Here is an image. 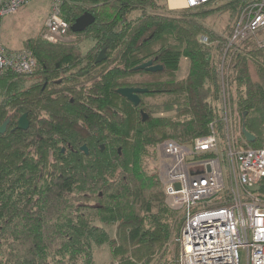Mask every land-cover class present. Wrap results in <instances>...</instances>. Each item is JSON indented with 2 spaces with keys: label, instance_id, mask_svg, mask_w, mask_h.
Masks as SVG:
<instances>
[{
  "label": "trees",
  "instance_id": "1",
  "mask_svg": "<svg viewBox=\"0 0 264 264\" xmlns=\"http://www.w3.org/2000/svg\"><path fill=\"white\" fill-rule=\"evenodd\" d=\"M156 1L65 0L68 34L94 43L89 63L82 64L77 43L38 37L24 42L36 59L33 79L0 78V126L9 119L0 134V264H92L94 247L103 244L107 264H161L170 246L177 255L183 217L166 205L159 177L143 163L163 141L191 143L209 135L214 122L221 130L212 101L222 90L210 47L199 40L209 34L199 22L207 11L195 14L199 20L148 12ZM260 1L230 0L223 8L238 18ZM84 13L94 22L72 33ZM102 50L106 61L95 63ZM263 52L249 45L233 56L234 93L228 90L226 102L246 113L256 142L240 135L238 148L264 147ZM183 59L188 71L180 79ZM149 60L162 70H134ZM126 87L148 92L134 107L116 92ZM23 114L25 131L16 128ZM255 189L264 198V180ZM95 222L115 226L114 238Z\"/></svg>",
  "mask_w": 264,
  "mask_h": 264
},
{
  "label": "built area",
  "instance_id": "2",
  "mask_svg": "<svg viewBox=\"0 0 264 264\" xmlns=\"http://www.w3.org/2000/svg\"><path fill=\"white\" fill-rule=\"evenodd\" d=\"M31 0H0V18L12 16ZM218 0H182L183 8L193 9ZM65 0H49L44 20V39L51 44L65 43L68 23L62 18ZM243 28L238 38L264 29V0L243 12ZM205 44L206 38L202 37ZM36 59L26 50H9L0 45V78L33 74ZM226 111L225 94L222 96ZM224 125L229 118H222ZM209 135L181 144L165 141L159 149L166 159L162 187L168 206L183 216L176 239L178 264H239V252L247 264H264V200L255 188L264 180V148L232 146L219 153L216 124ZM225 169V171H224ZM227 177V179H226Z\"/></svg>",
  "mask_w": 264,
  "mask_h": 264
},
{
  "label": "rangeland",
  "instance_id": "3",
  "mask_svg": "<svg viewBox=\"0 0 264 264\" xmlns=\"http://www.w3.org/2000/svg\"><path fill=\"white\" fill-rule=\"evenodd\" d=\"M67 1V0H66ZM69 1V0H68ZM157 5L159 6L156 9L148 10L150 13L160 14L162 16H185L187 19H198L195 17L196 13L201 11H207L202 20L199 22L203 25V27L209 32V34H203V36L199 37L201 40L202 37L206 38V42L204 45H208L211 51V62L212 65L215 66L217 71H220L219 82L221 85V97L219 100H211L212 105L217 109L216 115L219 119L225 118L228 116L229 123L227 125L223 124V128L220 130L218 128V122L216 124V134L217 138L220 139L222 144L219 153H223L224 150L227 149L228 143L233 139L232 146L236 147V138L238 136H242L241 122L242 115H240L237 111V108L231 107L229 108L228 103L226 102V111L223 107L222 96L225 94V99L227 100V92L228 90L231 93H234V89H232V85L229 80H231L232 76V60L237 49L243 50L247 48L249 45L258 46L259 48L264 49V29H261L254 35H250L246 38H238L236 31L241 30L243 28V12H248L249 9H252L257 2H252L243 12H240V17L236 18L235 14L233 15L227 8H223L227 5L230 0H218L214 3L208 4L207 6H200L199 8L193 9H185L180 3L172 2L171 0H157ZM49 10V0H31L26 3L15 15L5 16L0 21V45L9 50H26L24 48V42L29 39L41 38L44 39L45 27L44 20L45 16ZM242 11V10H241ZM139 13L135 12L132 14V17L138 16ZM237 15V14H236ZM208 39V40H207ZM211 41V42H209ZM73 44L77 43L82 55L86 54L93 46V42L80 37H74L69 35L68 39L63 44ZM31 52L30 50H26ZM264 53V52H263ZM188 71V61L183 59L181 60L179 77L180 79H184ZM224 71V72H223ZM33 79V75L25 77V79ZM228 80V81H227ZM235 88V87H234ZM235 97V96H234ZM173 113H165L160 116H168ZM240 121V122H239ZM243 138V137H242ZM244 139V138H243ZM167 141V140H166ZM159 143L156 145L155 151L150 149V156L146 157L143 163V168L149 174L156 173L159 177L160 181L163 178V174L166 168V159L165 156L161 153L159 147L164 143ZM244 142H247L244 139ZM241 143V142H240ZM253 144V143H252ZM238 148V147H236ZM264 148V147H263ZM245 149V148H242ZM248 149H259V148H248ZM225 171V169H224ZM227 179V177H226ZM162 184V181H161ZM163 189V187H162ZM256 191V189H255ZM255 194L259 195L257 191ZM263 200L264 198L259 195ZM165 203L168 206L167 200L165 198ZM169 207V206H168ZM170 208V207H169ZM171 209V208H170ZM178 217H183L180 212H177ZM184 220V218H183ZM95 224L102 227L104 231L108 234L110 238H114L115 234V226H106L103 224H99L95 222ZM5 248V244L0 247V256L2 255V251ZM170 252H173V248L169 247ZM167 254L163 260H161V264H178V256L179 249L177 255L174 253L171 255ZM240 262L239 264H247L246 254L244 251L239 252ZM110 249L107 244H103L102 246L93 249V263L92 264H107L110 262ZM75 264H81V261H76Z\"/></svg>",
  "mask_w": 264,
  "mask_h": 264
},
{
  "label": "water",
  "instance_id": "4",
  "mask_svg": "<svg viewBox=\"0 0 264 264\" xmlns=\"http://www.w3.org/2000/svg\"><path fill=\"white\" fill-rule=\"evenodd\" d=\"M94 22V18L89 13H84L81 16H79L74 23L70 26V31L74 34L83 32L88 26H90ZM105 51L102 50L98 54V57L96 59V62L101 61L105 58ZM135 71H146V72H159L162 70V66L156 65L152 66V62L148 61L146 63H143L137 67L134 68ZM117 94L126 99L129 103H131L134 107L138 106L140 103V99L138 95L145 94L148 92L147 89H141V88H119L116 90ZM245 115L246 113H243L242 115V122H241V129L240 132L245 139V141L248 144H252L255 142V136L249 133L246 130L245 127ZM142 121H145L147 119V115L144 112H141ZM9 119L7 118L2 125L0 126V134L4 133L6 130V127L8 125ZM29 126V121L27 119V115L23 114L17 121V129L25 131ZM81 151H83L85 154H87L88 150L86 146H82ZM103 149V146H101V150Z\"/></svg>",
  "mask_w": 264,
  "mask_h": 264
},
{
  "label": "flooded vegetation",
  "instance_id": "5",
  "mask_svg": "<svg viewBox=\"0 0 264 264\" xmlns=\"http://www.w3.org/2000/svg\"><path fill=\"white\" fill-rule=\"evenodd\" d=\"M88 54L86 53V54H84V55H82L81 54V56H80V59H81V61H82V64H85V65H87L86 63H89V61H88V59H87V56ZM105 55V54H104ZM97 57H98V55H97ZM97 57H96V59H97ZM96 59H95V63H100V62H103V61H106V56H105V58L104 59H102L101 61H99V62H96ZM149 61H151L152 62V66H156L157 64L156 63H154L153 62V60H149ZM146 63V62H145ZM138 97H139V99H140V95H138ZM140 101H141V99H140ZM141 112H143L142 110H140V114H141ZM101 146H103V145H101ZM101 146H100V150H101ZM81 148V147H80ZM88 150V149H87ZM103 150V149H102ZM101 150V151H102ZM80 151H81V149H80ZM65 152H66V149L65 148H62L61 149V153H64L65 154ZM81 152H83V151H81ZM84 153V152H83ZM85 154V153H84ZM85 155H89V152H87V154H85Z\"/></svg>",
  "mask_w": 264,
  "mask_h": 264
},
{
  "label": "bare ground",
  "instance_id": "6",
  "mask_svg": "<svg viewBox=\"0 0 264 264\" xmlns=\"http://www.w3.org/2000/svg\"><path fill=\"white\" fill-rule=\"evenodd\" d=\"M173 3L174 2H178V3H180L181 5H183V3H182V0H171ZM224 72V71H223ZM188 78V77H187ZM184 97V96H183ZM186 103V102H185ZM183 104V103H182ZM215 113V112H214ZM240 122V121H239ZM248 123V122H247ZM186 135V134H185ZM187 137V136H186ZM256 143V142H255Z\"/></svg>",
  "mask_w": 264,
  "mask_h": 264
},
{
  "label": "clouds",
  "instance_id": "7",
  "mask_svg": "<svg viewBox=\"0 0 264 264\" xmlns=\"http://www.w3.org/2000/svg\"><path fill=\"white\" fill-rule=\"evenodd\" d=\"M221 121H222V119H221ZM222 123L224 124V122L222 121ZM165 196V195H164Z\"/></svg>",
  "mask_w": 264,
  "mask_h": 264
},
{
  "label": "crops",
  "instance_id": "8",
  "mask_svg": "<svg viewBox=\"0 0 264 264\" xmlns=\"http://www.w3.org/2000/svg\"><path fill=\"white\" fill-rule=\"evenodd\" d=\"M20 50V49H19Z\"/></svg>",
  "mask_w": 264,
  "mask_h": 264
}]
</instances>
